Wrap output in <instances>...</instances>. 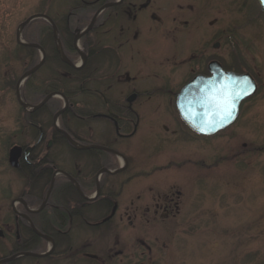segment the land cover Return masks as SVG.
<instances>
[{"label":"flooded vegetation","instance_id":"obj_1","mask_svg":"<svg viewBox=\"0 0 264 264\" xmlns=\"http://www.w3.org/2000/svg\"><path fill=\"white\" fill-rule=\"evenodd\" d=\"M43 6L27 41L16 32L28 55L15 89L29 141L11 146L22 149L17 167L11 149L5 160L21 190L0 203V264H160L185 202L174 177H162L174 158H156L174 145V110L147 104L174 101L178 68L186 75L176 100L213 62L257 82L239 68L241 52L227 61L224 44L243 28L228 17L250 24L264 11L258 0Z\"/></svg>","mask_w":264,"mask_h":264},{"label":"rangeland","instance_id":"obj_2","mask_svg":"<svg viewBox=\"0 0 264 264\" xmlns=\"http://www.w3.org/2000/svg\"><path fill=\"white\" fill-rule=\"evenodd\" d=\"M47 1L0 0V203L6 206L21 184L5 160L12 145L29 141L21 134L23 113L15 89L28 55L19 50L16 32ZM227 26L243 27L237 38L228 32L227 61L241 52L239 68L252 72L259 86L233 126L201 137L181 123L175 95L186 68L174 71V101L147 104L148 111L174 110V145L156 158L163 166L174 158V168L162 177H174L185 202L160 264H264V16L250 24L230 16ZM31 30L25 28V41Z\"/></svg>","mask_w":264,"mask_h":264},{"label":"water","instance_id":"obj_3","mask_svg":"<svg viewBox=\"0 0 264 264\" xmlns=\"http://www.w3.org/2000/svg\"><path fill=\"white\" fill-rule=\"evenodd\" d=\"M262 11H264V0H258ZM34 18H29L18 28V41L20 44V33ZM210 77L198 76L192 82L188 83L178 94L176 107L184 123L195 133L201 136L211 137L228 129L238 119L241 104L252 98L258 92V85L254 78L249 75H239L223 71L222 67L213 62L210 65ZM31 74L28 72L24 75L20 84ZM229 84L234 90L243 87L247 94L241 93L240 97L235 100V107L232 110L231 117L221 120L219 116H213L211 113L216 111L214 96L221 85ZM20 102L23 104L20 94ZM25 108H28L24 105ZM38 108V107H37ZM36 108V109H37ZM208 113L209 115H206ZM211 119L212 123H207ZM20 147H14L10 151L9 162L12 167L18 166V159L21 152Z\"/></svg>","mask_w":264,"mask_h":264},{"label":"snow or ice","instance_id":"obj_4","mask_svg":"<svg viewBox=\"0 0 264 264\" xmlns=\"http://www.w3.org/2000/svg\"><path fill=\"white\" fill-rule=\"evenodd\" d=\"M241 93L247 94L243 87H240L239 90H234L233 87L229 84L221 85L217 90L215 100L216 111L211 113L213 116H219L221 120L231 117L232 110L235 107V100L240 97ZM206 115H209L206 113ZM207 123H212L213 121L209 119Z\"/></svg>","mask_w":264,"mask_h":264},{"label":"bare ground","instance_id":"obj_5","mask_svg":"<svg viewBox=\"0 0 264 264\" xmlns=\"http://www.w3.org/2000/svg\"><path fill=\"white\" fill-rule=\"evenodd\" d=\"M230 127H231V126H230ZM230 127H229V128H230ZM229 128H228V129H229ZM226 130H227V129H226ZM220 133H221V132H220ZM220 133H218V134H220ZM218 134H216V135H218ZM211 137H213V136H211Z\"/></svg>","mask_w":264,"mask_h":264}]
</instances>
